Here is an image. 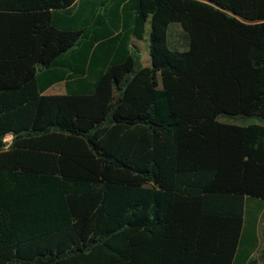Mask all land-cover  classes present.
<instances>
[{"label":"trees","instance_id":"16d2710c","mask_svg":"<svg viewBox=\"0 0 264 264\" xmlns=\"http://www.w3.org/2000/svg\"><path fill=\"white\" fill-rule=\"evenodd\" d=\"M248 199L264 0H0V264H256Z\"/></svg>","mask_w":264,"mask_h":264},{"label":"crops","instance_id":"0c3cea01","mask_svg":"<svg viewBox=\"0 0 264 264\" xmlns=\"http://www.w3.org/2000/svg\"><path fill=\"white\" fill-rule=\"evenodd\" d=\"M132 44L133 46L139 49L140 54H141L140 48L134 42H132ZM146 63H147V66H149V59L146 61ZM141 64L143 67H146V64H144L142 61H141ZM60 84H57V85H60ZM7 138H10L9 142L6 141ZM5 142L9 144L11 142V136H7L5 138ZM263 215H264V201L261 202L258 200H251V199H248L246 201L245 207H244V220H243L241 238H240V243H239V251H242L244 254H246V252L248 251H251L249 259H252L254 254L257 253V258L255 259L256 264H262V261L260 259V253H261L262 248L264 247ZM252 238L255 239V243H256V248L254 250L250 249L251 243H248L249 241L252 240Z\"/></svg>","mask_w":264,"mask_h":264},{"label":"rangeland","instance_id":"374dc122","mask_svg":"<svg viewBox=\"0 0 264 264\" xmlns=\"http://www.w3.org/2000/svg\"><path fill=\"white\" fill-rule=\"evenodd\" d=\"M170 35L173 39L178 40L179 42H181L179 33H180V27H178L177 25H173L170 28ZM141 50V61L146 64V61L149 59V55H148V35H147V31L145 33L144 39L140 42H136L133 41ZM147 59V60H146ZM65 90L62 84L60 85H54L52 86L48 91L45 92L46 95H61L64 94ZM220 122H227V123H231L232 121L227 120L225 118H219ZM235 124H252V123H258V120L254 119V118H250L248 120H237L236 122H234ZM7 142L10 141V138L6 139ZM263 220H264V215H263ZM257 258V253L254 254V256L252 257L253 260H255Z\"/></svg>","mask_w":264,"mask_h":264}]
</instances>
